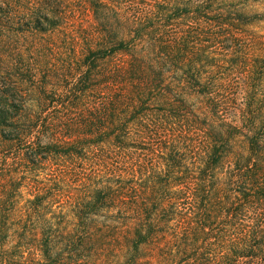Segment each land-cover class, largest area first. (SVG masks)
I'll return each instance as SVG.
<instances>
[{
  "label": "trees",
  "instance_id": "obj_1",
  "mask_svg": "<svg viewBox=\"0 0 264 264\" xmlns=\"http://www.w3.org/2000/svg\"><path fill=\"white\" fill-rule=\"evenodd\" d=\"M246 8L0 0V264H264Z\"/></svg>",
  "mask_w": 264,
  "mask_h": 264
},
{
  "label": "rangeland",
  "instance_id": "obj_2",
  "mask_svg": "<svg viewBox=\"0 0 264 264\" xmlns=\"http://www.w3.org/2000/svg\"><path fill=\"white\" fill-rule=\"evenodd\" d=\"M244 2L247 5L246 12L252 17V22L245 30L250 32L257 43V48L264 49V0H244Z\"/></svg>",
  "mask_w": 264,
  "mask_h": 264
}]
</instances>
